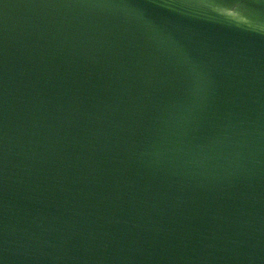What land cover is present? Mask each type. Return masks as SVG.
<instances>
[{
    "label": "water",
    "instance_id": "obj_1",
    "mask_svg": "<svg viewBox=\"0 0 264 264\" xmlns=\"http://www.w3.org/2000/svg\"><path fill=\"white\" fill-rule=\"evenodd\" d=\"M0 264H264V0H0Z\"/></svg>",
    "mask_w": 264,
    "mask_h": 264
}]
</instances>
